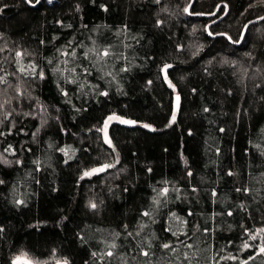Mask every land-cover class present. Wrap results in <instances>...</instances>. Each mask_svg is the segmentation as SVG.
Wrapping results in <instances>:
<instances>
[{
    "label": "trees",
    "instance_id": "16d2710c",
    "mask_svg": "<svg viewBox=\"0 0 264 264\" xmlns=\"http://www.w3.org/2000/svg\"><path fill=\"white\" fill-rule=\"evenodd\" d=\"M262 16L0 0V264H264Z\"/></svg>",
    "mask_w": 264,
    "mask_h": 264
},
{
    "label": "snow or ice",
    "instance_id": "6c2138e0",
    "mask_svg": "<svg viewBox=\"0 0 264 264\" xmlns=\"http://www.w3.org/2000/svg\"><path fill=\"white\" fill-rule=\"evenodd\" d=\"M32 2V0H28V3H31ZM37 2H39V0H37ZM185 11H187V9H185ZM261 19H264V17H261ZM17 56H20V55H22L21 53H17L16 54ZM103 55L104 56H107V55H109V53H108V51H104V53H103ZM169 67H171V65H165V68L162 70V71H164L165 73L167 72V69L169 68ZM21 71H24V69H21ZM165 78H167L166 76H165ZM4 82V77H0V83H3ZM105 95H106V93H105ZM177 106L179 105V96H177ZM0 107H3V105H0ZM114 119H118V120H120V122L121 123H125V124H134L135 122L134 121H128V120H122V119H120L119 117H109L108 118V120L109 121H111V120H114ZM175 119V115H173V120ZM107 121L105 122V140H106V142L107 143H109V144H111V141L109 140V139H107V132H106V129H107ZM145 127H148L147 125H145ZM108 167H112V165H105L104 167H102V168H98V169H93L91 172H85V176H89V175H92V174H94V173H96V172H102V171H104L106 168H108ZM167 191V189H165V192ZM91 207L92 208H95L96 207V205L93 203V204H91ZM145 215H147V213H145ZM261 231H264V229H261ZM256 237L255 236H253L252 237V239H255ZM164 247H168V245H165ZM245 247H249V245H247V244H245ZM260 251L262 252V253H264V247H262L261 249H260ZM109 255H112V253H108ZM143 255H145V256H147L148 255V253L147 252H144L143 253ZM13 264H20V258L18 257L16 260H14L13 261ZM57 264H61V262H57ZM63 264H67V261H64L63 262Z\"/></svg>",
    "mask_w": 264,
    "mask_h": 264
},
{
    "label": "water",
    "instance_id": "95a60500",
    "mask_svg": "<svg viewBox=\"0 0 264 264\" xmlns=\"http://www.w3.org/2000/svg\"><path fill=\"white\" fill-rule=\"evenodd\" d=\"M39 1H40V0H39ZM188 10H189V8H188ZM200 15H207V14L200 13ZM262 17H263V16H262ZM259 19H261V17L256 18V19L250 21V22L245 26V29H244V32H243V36H244V34H245V32H246V29H247L248 25L251 24V23H254V22L258 21ZM243 36H242V37H243ZM166 82H167V84L170 85L171 87H174V84L172 83V81H171L170 79H166ZM177 96H178V95L175 96V110H177V109H178V106H179V105L177 106V99H176ZM134 124H135V123H134Z\"/></svg>",
    "mask_w": 264,
    "mask_h": 264
},
{
    "label": "rangeland",
    "instance_id": "374dc122",
    "mask_svg": "<svg viewBox=\"0 0 264 264\" xmlns=\"http://www.w3.org/2000/svg\"><path fill=\"white\" fill-rule=\"evenodd\" d=\"M218 10H219V7H218V9L216 10V12L214 13V14H211L212 16L214 15H216L217 13H218ZM226 15V13L224 14V15H221V16H219L218 18H216L214 21H213V23H216V22H218V21H220L221 19H223L224 18V16ZM242 39H243V37L240 39V41H242ZM239 41V42H240ZM238 42V43H239ZM20 258V261H22L23 260V258H21V257H19ZM17 259V258H16ZM25 262V261H24ZM21 263V262H20ZM26 263H29V261L27 260V262Z\"/></svg>",
    "mask_w": 264,
    "mask_h": 264
}]
</instances>
